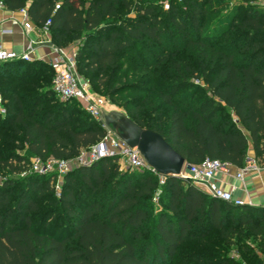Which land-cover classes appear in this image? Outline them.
Here are the masks:
<instances>
[{
    "label": "trees",
    "instance_id": "16d2710c",
    "mask_svg": "<svg viewBox=\"0 0 264 264\" xmlns=\"http://www.w3.org/2000/svg\"><path fill=\"white\" fill-rule=\"evenodd\" d=\"M262 1L0 3L8 12L26 9L37 30L49 21L50 44L57 49L84 42L75 55L78 75L186 164L210 159L241 169L250 149L264 162ZM219 6L228 9L211 19ZM15 67L14 85L3 88L0 81L6 110L0 145L5 134L25 146L26 156L0 157L2 168L20 174L30 158L71 160L103 139L101 123L76 101L44 108L58 98L48 64L0 63L2 81ZM38 67L44 69L41 86L31 82L27 89V77ZM202 86L216 106L208 113L205 104L194 105ZM182 90L188 95L179 96ZM56 177L50 172L0 186V264H236L212 250L236 246L245 253L246 239L264 253V207H234L180 178L160 184L151 173L121 171L115 156L64 174L58 196ZM154 199L163 206L155 209Z\"/></svg>",
    "mask_w": 264,
    "mask_h": 264
},
{
    "label": "built area",
    "instance_id": "2783aa9c",
    "mask_svg": "<svg viewBox=\"0 0 264 264\" xmlns=\"http://www.w3.org/2000/svg\"><path fill=\"white\" fill-rule=\"evenodd\" d=\"M257 5L264 9V1L258 3ZM55 8L57 9L58 6ZM0 9H5L1 3ZM17 13L22 17L21 21L13 17H10L8 21L12 26L21 27L23 33L29 35L31 31H33L34 26L28 18L26 9H22ZM48 26L49 21L46 22L44 27L38 29V33L43 39L40 38L41 40H34L29 38L26 46L19 52L5 50L2 45H0V63L8 61L31 63L36 61L33 58L35 45L48 44L53 57L46 60H37H41L42 62L48 64L53 71V93L61 101H76L86 113L101 123L103 129L106 131V134L95 146L91 147L86 152H81L79 156L71 160L56 161L49 159L43 163L38 158H32L31 170L38 175H44L50 172H55L58 175H64L70 168L88 166L99 159L115 156L119 158V164H121L124 168L131 171L141 173L148 172L156 175L159 179V183L163 184L165 177L157 174L145 162L137 147H131L124 141L117 138L114 131L103 122L102 113L112 112L113 106H111L104 97L94 93L88 82L83 80L78 75L75 66L77 48L71 49L70 52L66 54L65 49H57L50 44ZM0 33L3 35H9L11 34V31L7 29H0ZM5 113L6 110L4 108L2 98L0 97V115L3 116ZM230 168L231 166L222 164L217 160L205 159L196 165L185 164L179 173L178 178L189 181L201 192L234 207H264L254 205L252 203L250 193L243 184L245 176L253 172L259 173L262 169H264V162L260 164L254 157L247 156L243 167L237 170L235 177L237 180L242 182V195L240 197H234L232 191H227L219 185V180L216 175L225 174ZM59 191V187H56L55 193L57 196L59 195ZM262 264H264V261Z\"/></svg>",
    "mask_w": 264,
    "mask_h": 264
},
{
    "label": "rangeland",
    "instance_id": "374dc122",
    "mask_svg": "<svg viewBox=\"0 0 264 264\" xmlns=\"http://www.w3.org/2000/svg\"><path fill=\"white\" fill-rule=\"evenodd\" d=\"M218 1V0H217ZM234 3H232L231 5H233ZM224 5V4H221ZM228 9V6H219L216 14H213L210 18L214 19L219 15L224 14ZM82 43H74L71 46H69L68 48L65 49L66 54H68L70 52L71 49H75L77 48V50L79 48H81ZM76 50V52H77ZM17 67H15L13 69V71L15 70L16 72H11L9 75V78L7 81H2V79L0 78V81L3 83V88H9L12 85H14V83H11V81H17L16 78L19 74V71H17ZM23 69V68H22ZM37 72L33 71V74L30 77H27V89L28 84L29 83H38L39 86H41L40 82H39V78L42 76L44 71L43 68L38 67L37 68ZM49 75L50 73H46V76L48 78L45 87L50 88V79H49ZM12 81V82H13ZM1 88V89H3ZM23 89H25L24 87H22ZM188 90H182L180 92L181 97H184L186 95H188ZM0 97H2V94L0 93ZM8 99V102L11 101V99L9 98V96H5ZM61 100L59 98H53L52 103L50 104H45L44 108H49V107H54L55 105H57ZM109 104L112 107V109L119 114H125V111L120 107L119 104H113L111 103V101H108ZM205 104V109L203 110L204 113H208L209 111H211L212 109H216V106L214 104V100L211 98L210 94L208 92H206V90L203 88V86L201 87L200 91L197 92L195 98H194V105L198 106L199 104ZM29 107L27 106L26 109H28ZM219 115H221V112L219 113ZM0 118V122H1ZM5 134H3V138L1 140V145H0V157H6L9 154H16V155H20V156H26V152H25V146H23L20 142H13L11 141V138L9 137V140L6 139V137H4ZM31 162H32V158L28 159V165L26 166V169L21 172L20 174H14V173H10V170L6 169V168H2L0 166V186L2 185V183L6 180L8 181H12L15 184H20V183H24L25 180L29 177H34L37 176L38 174L34 173L31 170ZM120 163V162H119ZM74 169H76V167L70 168L68 172L73 171ZM120 170L124 171L126 170V168H124L121 164H120ZM57 174V173H56ZM64 175H58L53 183V187L54 189L56 187H60L61 183H62V177ZM154 205H155V209H159L161 208L163 205L161 203L156 202V199L154 201ZM162 205V206H161ZM236 213H234L233 215H235ZM246 248V252L242 253V251L238 250V248L236 246L234 247H226L223 246L224 251H218V250H212V252L217 255L218 257H220L221 259L228 257L230 260L235 261L236 264H262V262L264 261V253L259 249L258 246V242L252 240V239H246L245 243H244V247ZM218 251V252H217Z\"/></svg>",
    "mask_w": 264,
    "mask_h": 264
},
{
    "label": "crops",
    "instance_id": "0c3cea01",
    "mask_svg": "<svg viewBox=\"0 0 264 264\" xmlns=\"http://www.w3.org/2000/svg\"><path fill=\"white\" fill-rule=\"evenodd\" d=\"M10 17H13L19 21L22 17L17 12H8L5 9H0V29H7L11 31L9 35H3L0 33V45L5 50L19 52L26 46L28 39L41 40L38 30L33 27V31L29 35L23 33L22 28L18 26H12L8 21ZM41 38V39H40ZM53 57L48 44H38L34 47L33 58L37 59H49ZM114 111V110H113ZM110 128L114 131L113 125ZM117 138L122 140L119 135L114 131ZM123 141V140H122ZM249 157L253 156V152L250 149L248 152ZM238 169L231 167L227 173L218 174L217 179L219 185L227 190L232 191L234 197H240L242 195V182L237 180L235 175ZM243 184L246 186L250 193L251 201L254 205L264 206V169L259 173L253 172L244 177Z\"/></svg>",
    "mask_w": 264,
    "mask_h": 264
},
{
    "label": "water",
    "instance_id": "95a60500",
    "mask_svg": "<svg viewBox=\"0 0 264 264\" xmlns=\"http://www.w3.org/2000/svg\"><path fill=\"white\" fill-rule=\"evenodd\" d=\"M103 122L129 146L137 147L145 162L159 175L178 178L184 159L175 152L158 134L141 129L125 114L115 111L102 113Z\"/></svg>",
    "mask_w": 264,
    "mask_h": 264
}]
</instances>
